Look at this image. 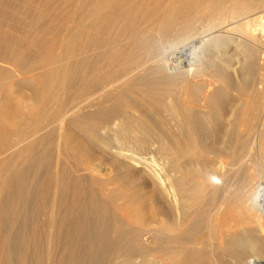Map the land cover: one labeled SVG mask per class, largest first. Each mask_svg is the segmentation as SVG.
I'll list each match as a JSON object with an SVG mask.
<instances>
[{"label":"bare ground","instance_id":"6f19581e","mask_svg":"<svg viewBox=\"0 0 264 264\" xmlns=\"http://www.w3.org/2000/svg\"><path fill=\"white\" fill-rule=\"evenodd\" d=\"M260 6L0 0V264H264Z\"/></svg>","mask_w":264,"mask_h":264},{"label":"rangeland","instance_id":"374dc122","mask_svg":"<svg viewBox=\"0 0 264 264\" xmlns=\"http://www.w3.org/2000/svg\"><path fill=\"white\" fill-rule=\"evenodd\" d=\"M229 6H231V4H229ZM258 10V11H257ZM256 11H255V13H257V12H261L262 14L264 13V8H263V6H260L258 9H257ZM56 11H58V13L60 14V15H62V14H66V11H68V8H67V5H65L64 3H61V5L57 8V10ZM64 12V13H63ZM255 13H253V14H255ZM261 13H259L258 15H256V16H260V15H262ZM256 16H253V18H255ZM7 25V27H8V30L9 29H14L15 27H16V29H17V31H12V32H10L9 31V33L7 34L8 35V37L10 38V39H15L17 36L18 37H25V35L27 34L26 33V31H22V29H19L20 27H21V25H18L17 23H15V22H13V21H11V20H9L8 21V23L6 24ZM63 26H68V23L67 22H65L64 24H62ZM18 26V27H17ZM7 29V28H6ZM7 30V31H8ZM234 32V31H233ZM15 33V34H14ZM237 32H234V35L236 34ZM14 34V35H13ZM17 34V35H16ZM30 34V33H29ZM31 34H32V32H31ZM32 35H34V34H32ZM55 36L54 37H56V39H55V42H59V40H61L62 39V36H63V33L62 32H59L58 34H54ZM35 36V35H34ZM41 36H43V37H47L48 38V43H47V48L49 47L50 48V51H52V50H54V48H57V45L55 46L54 44H55V42L54 41H52L51 39H52V36H50L49 34L48 35H45L44 33H41ZM17 37V38H18ZM193 41V44H194V46L195 47H199L200 46V41H199V39L198 38H196V39H194V40H192ZM58 44V43H57ZM174 52V51H173ZM173 52H171V54L173 53ZM179 52V51H178ZM168 53V55L170 56V53H169V51L167 52ZM167 53H166V55L165 56H167ZM177 52H175V53H173V54H176ZM230 53V54H229ZM172 54V55H173ZM228 55H231L232 54V50H229V52L227 53ZM182 56V53H181V55H176L175 57H173V59H171V61L169 62L170 64L169 65H167L168 67L170 66L171 68H173L174 66H176V65H178L179 64V68H180V70H188L189 68H190V61H188L187 59H184V58H182L181 57ZM178 57H181V58H178ZM175 58H178V59H176V63L174 62V59ZM256 58L257 59H259L260 60V62L261 63H264V53H261L260 55H257L256 56ZM178 60V61H177ZM263 61V62H262ZM170 68V69H171ZM232 73V72H231ZM231 75V77L233 78V80L234 81H237L238 80V78H237V76H233L232 74H230ZM23 79H25L26 80V82H29L30 83V80H29V76H24L23 77ZM251 84H253V82L251 83ZM250 84V85H251ZM255 85V84H254ZM262 88H261V87ZM258 87H260L261 88V90H263L264 89V86L263 85H258ZM5 88L7 89V90H12V88H11V84L10 85H8V86H5ZM26 93H30V92H26ZM234 93V94H233ZM232 94H233V96H235L234 97V100L237 102V107H238V110H243L244 109V107H243V105L245 104V103H247V102H249V100L247 99V98H245V97H242L241 95H240V93H239V91H237V92H233ZM243 107V109H242V107ZM239 107H241V108H239ZM244 117H246V116H244ZM8 129H11V127L10 126H8ZM57 135V137H58V134H56ZM59 137H60V134H59ZM60 139V138H59ZM76 139H80L81 141H83V138H81L78 134H74V133H72L71 135H69V136H67V138L65 139V141L64 140H62V141H59V144H57L59 147H57V145H56V147H55V149L53 150V152H52V156H58V154H59V150H62L63 149V145L64 144H66L65 146H68V153H69V155L68 156H65V155H60V158H61V160L62 161H64V162H66V161H78L79 163H81V165H82V167H86V168H89L92 164H90V162H85V161H82V160H80V157H78L79 156V154L78 153H76L75 152V150L73 149V145H71L72 144V142H75V140ZM85 140V139H84ZM63 142V143H62ZM58 152V153H57ZM62 156V157H61ZM73 163V162H72ZM118 187V185H116L115 184V182L114 181H112V183H110V185H108V186H105L104 188H102L101 189V197L102 198H104V199H106V201H107V203L109 204V205H111V206H115V207H118V206H120V205H122L123 204V202H121V201H119V202H115L114 201V199L112 198L113 197V194L114 193H112V191L115 189V188H117ZM129 213H132V210L130 209L129 210ZM128 220H129V218H127ZM139 264V263H138Z\"/></svg>","mask_w":264,"mask_h":264}]
</instances>
